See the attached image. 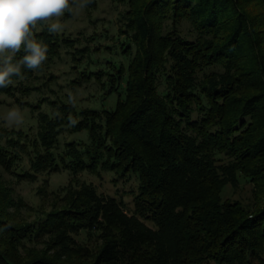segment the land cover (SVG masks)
Listing matches in <instances>:
<instances>
[{
	"label": "trees",
	"instance_id": "16d2710c",
	"mask_svg": "<svg viewBox=\"0 0 264 264\" xmlns=\"http://www.w3.org/2000/svg\"><path fill=\"white\" fill-rule=\"evenodd\" d=\"M255 1L151 0L135 12L131 24L139 51L128 66L126 98L111 111L82 110L78 125L90 128L92 139L82 146L69 143L68 152L59 156L54 150L58 120L63 124L70 118L45 117L39 140L46 149L37 148L32 159L36 170L50 163V170L63 166L75 173L134 174L139 182L134 211L127 212L123 202L100 196L90 186L52 219L18 227L10 222L16 201L1 184L0 264H78L46 256L24 260L21 251L29 250L27 245L43 233L56 234L64 243L68 234L82 229L102 232L104 239L92 262L84 264H264V206L250 214L239 203L222 202L226 182L236 180L237 173L254 179L264 175V81L260 92L247 98L229 97L230 87L200 90L196 82L200 64L218 61L237 67L243 77H264V34L248 8ZM173 4L178 16L222 34L223 43L195 45L162 35L157 20L165 18ZM45 41L56 45L54 38ZM167 51L176 64L161 95L156 80ZM23 55L22 51L15 59ZM124 71L122 67L119 78ZM22 72L25 78L33 70ZM15 90L12 83L0 93ZM60 107L63 112L74 109ZM0 137L19 148L31 142L42 146L23 130H0ZM6 152L0 146V164L11 170Z\"/></svg>",
	"mask_w": 264,
	"mask_h": 264
},
{
	"label": "rangeland",
	"instance_id": "374dc122",
	"mask_svg": "<svg viewBox=\"0 0 264 264\" xmlns=\"http://www.w3.org/2000/svg\"><path fill=\"white\" fill-rule=\"evenodd\" d=\"M149 2L151 0H91L78 16L65 13L61 18L65 27L60 33H49L46 25H38L34 30L36 39L47 46L50 54H47L43 65L33 71L32 76L13 81L16 87L14 93H0V130H23L31 141L39 140L45 125L41 121L45 117L51 119L63 115L70 118L71 123L65 119L60 124L58 120L57 130L60 133L54 149L57 156L68 152L69 143L77 146L89 143L93 134L90 128L87 130L86 126L78 125L82 119L80 112L87 108L98 112L111 111L120 99L126 98L128 66L139 51L131 21L136 16L135 12ZM248 8L257 16L256 23L264 34V1L257 0ZM156 24L160 26L162 35L191 41L195 45H217L224 41L222 34L216 35L214 30H202L193 18L178 16L174 4L166 17L157 20ZM46 38H54L56 45L48 46ZM173 56L167 51L165 64L157 73L156 82L161 95L166 92L167 76L176 64ZM122 67L125 71L119 78L118 72ZM262 81L264 77L241 76L237 67L230 69L224 61L202 63L196 73L200 90L208 92L230 87L233 91L229 97H251L260 92ZM61 105H71L74 109L63 112ZM13 107L21 111L24 117L22 124L9 125L4 120L6 112ZM102 116L99 118L101 124L105 122ZM39 144L42 146H31V142V145L19 148L7 142L6 137H0V146L7 150L6 154L12 164L11 170L0 164V185L13 195L17 205L10 209L12 224L18 227L33 226L45 219L48 221L57 212L70 208L77 194L90 186L100 196L113 197L123 202L127 212L134 211V197L139 187L134 174L124 177L109 170L75 173L63 166L61 169L50 170V163L36 170L33 168V156L37 148L43 152L46 149L41 139ZM220 158L228 161L225 156ZM18 172H30L32 175L19 178ZM235 178L226 182L222 202L239 203L250 214L260 211L264 206V175L258 174L254 179L241 172ZM101 233L90 229L77 230L66 233L69 239L64 243L59 242L56 234L43 233L37 241L27 245L29 250H22L21 254L24 260L46 256L58 263H90L103 246Z\"/></svg>",
	"mask_w": 264,
	"mask_h": 264
},
{
	"label": "clouds",
	"instance_id": "9594fccd",
	"mask_svg": "<svg viewBox=\"0 0 264 264\" xmlns=\"http://www.w3.org/2000/svg\"><path fill=\"white\" fill-rule=\"evenodd\" d=\"M91 0H0V88L23 77V69L37 70L47 60L48 48L36 39L34 30L44 24L49 33L63 31L65 13L78 16ZM21 51L24 55L16 60ZM4 120L9 125L23 123L17 107L9 109Z\"/></svg>",
	"mask_w": 264,
	"mask_h": 264
}]
</instances>
